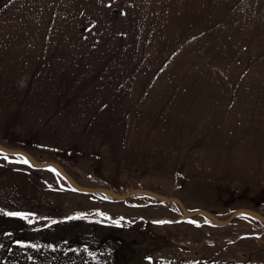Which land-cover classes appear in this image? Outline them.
I'll return each mask as SVG.
<instances>
[{"label": "rangeland", "instance_id": "obj_1", "mask_svg": "<svg viewBox=\"0 0 264 264\" xmlns=\"http://www.w3.org/2000/svg\"><path fill=\"white\" fill-rule=\"evenodd\" d=\"M15 51L22 69L43 70L22 73V89L12 81L7 107L112 116L106 140L121 130L138 164L0 141L28 155L0 149L1 160L49 166L72 190L52 225L0 210V264H91L82 235L100 219L82 214L113 198L156 204L132 213L161 218L125 221L108 264H264V170L249 168L264 153L246 144L264 145V0H0V68L17 66ZM222 136L235 137L233 182L197 178Z\"/></svg>", "mask_w": 264, "mask_h": 264}, {"label": "crops", "instance_id": "obj_2", "mask_svg": "<svg viewBox=\"0 0 264 264\" xmlns=\"http://www.w3.org/2000/svg\"><path fill=\"white\" fill-rule=\"evenodd\" d=\"M52 45L54 46L53 43ZM57 46L58 42L56 41L54 48ZM24 56L25 53L23 51H15L10 57L17 66L12 67L9 65L10 63L2 62L0 68V104H3V106H0V141L31 143L48 149L79 151L106 160L126 163L127 165L138 164L134 162L136 158L131 154L134 149H130V144H125L121 130H115L114 132L112 130L111 140H106L107 127H109L107 122L114 120L112 116L107 118V116L101 115L96 110H86L87 107H57L53 104L52 107H7V105H11L10 100L6 101L2 95L7 94V89L12 88V81L18 80V87L22 89L25 80V76H22V73L27 70H38V72L43 70V68L30 67L22 69L21 64H27V62H24ZM27 60L28 58L25 59V61ZM51 70L54 72L53 68ZM8 94L12 95V92ZM106 119L108 120L106 123L100 124L101 120ZM100 129L104 130L103 136ZM116 136L117 138L115 139ZM215 138L217 137L210 139L213 140ZM234 138V136H222L221 153L218 151L219 147L218 149H202L207 155L206 157L205 155L201 157L206 159L208 163L200 167L199 157L195 158L198 161V167L201 169L197 172V178L217 182L223 181V183L233 182L236 171L233 160L228 158L237 149ZM253 143L255 142L246 143L248 144V152L259 150V154L264 153L263 143H257L255 146ZM1 151H3V154L20 155L28 159L27 153L22 151H6L2 149ZM216 152H218L217 157L214 156ZM24 161L14 160L11 162L0 159V210L22 213L30 219L40 220L41 223L45 220L48 225L55 224L63 215L61 206L64 209L67 208L65 192L72 190L66 189L60 184L59 176L52 169L47 168L49 166L38 167L30 165L28 162L24 163ZM190 161L193 164L192 159ZM231 167H233L232 174L229 170ZM249 168L251 172L259 173L261 169L264 170V164L251 162L249 163ZM183 171L185 170L183 169ZM191 173H194V169H191L188 174ZM104 201L108 202L111 207L108 208L107 205H102L101 207L99 205L97 206L98 208H91L92 210L90 209L88 214H82L83 216H95V218L99 217L100 219V222H96L88 217L90 219L86 221L88 222L86 225L91 226L85 229L82 235L83 246L86 241L91 250L85 249L83 257L79 256L84 261L88 260L91 264L116 263V260H112L109 257L110 252L113 253V249H115L111 245V240L122 239L120 232L124 231V227H128V230H130L128 225H124L125 221L131 224L136 223L137 220L157 223L158 219L161 218V216L132 213V209L153 207L156 205L153 203L141 204L121 198L105 199ZM104 201L103 203H105ZM155 208L159 210L160 207ZM65 215L68 217L78 214H73L67 210ZM29 218L23 221H31ZM105 221L115 222L116 224H108L109 227H104L101 222ZM214 224L216 223H209L207 226L215 227L218 230V227L222 228L227 223H222L220 226ZM38 228L41 230L40 227ZM103 228L112 229L108 233V240L105 238ZM144 232H147L145 233L147 238L149 229L146 227ZM105 248L109 255H107Z\"/></svg>", "mask_w": 264, "mask_h": 264}, {"label": "snow or ice", "instance_id": "obj_3", "mask_svg": "<svg viewBox=\"0 0 264 264\" xmlns=\"http://www.w3.org/2000/svg\"><path fill=\"white\" fill-rule=\"evenodd\" d=\"M28 161L27 160H25L24 161V163H27ZM8 215H10V216H21L22 218H27L24 214H22V213H15V212H11V213H8ZM73 217H70V219H72ZM55 222V221H54Z\"/></svg>", "mask_w": 264, "mask_h": 264}, {"label": "water", "instance_id": "obj_4", "mask_svg": "<svg viewBox=\"0 0 264 264\" xmlns=\"http://www.w3.org/2000/svg\"><path fill=\"white\" fill-rule=\"evenodd\" d=\"M0 148L2 149V150H6V151H8L9 149H7L6 147H3L2 145H0ZM236 215V212H234L230 217H228V219L227 220H230L232 217H234Z\"/></svg>", "mask_w": 264, "mask_h": 264}]
</instances>
